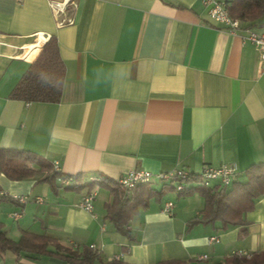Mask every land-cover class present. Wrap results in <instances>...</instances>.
I'll return each instance as SVG.
<instances>
[{
	"label": "crops",
	"instance_id": "crops-1",
	"mask_svg": "<svg viewBox=\"0 0 264 264\" xmlns=\"http://www.w3.org/2000/svg\"><path fill=\"white\" fill-rule=\"evenodd\" d=\"M53 2L64 6L59 15ZM65 17L72 24L59 26ZM238 23L230 32L203 0H0V148L29 152L56 174L12 180L0 173L1 191L29 197L26 204L0 199L6 236L44 235L124 264H219L264 252V193L243 222L222 227L194 222L205 207L199 192L179 195L159 181L146 187L152 195L125 235L105 218L112 194L98 185L117 184L131 170L199 178L205 167L229 164L230 187L246 181L247 169L264 170V67L245 39L264 34V16ZM49 38L64 66L59 101L12 98ZM196 186L188 181L184 189ZM92 191L89 213L77 204ZM168 201L170 214L162 213ZM0 264L70 263L1 250Z\"/></svg>",
	"mask_w": 264,
	"mask_h": 264
},
{
	"label": "trees",
	"instance_id": "trees-1",
	"mask_svg": "<svg viewBox=\"0 0 264 264\" xmlns=\"http://www.w3.org/2000/svg\"><path fill=\"white\" fill-rule=\"evenodd\" d=\"M229 15L240 22H251L264 16V0H231L227 4ZM64 80V66L59 57L54 38H49L40 49L35 60L30 64L19 83L11 92V97L25 102L57 103L60 99ZM28 164V166H26ZM37 165V169L32 165ZM56 174L50 171L47 163L40 162L36 156L21 150H4L0 148V173L12 180H20L34 176L36 173ZM245 182H234L226 185H204L198 176L187 175L185 178L166 182L176 190V185L183 186L179 195H189L199 192L205 199V207L199 220L194 222L212 223L219 220L222 227L238 225L244 221L243 214L252 208L255 199L264 193V170L251 167L246 170ZM188 181L197 182L198 186L184 189ZM94 182H91L92 185ZM98 185L107 187L112 194V201L105 207V218L114 226L117 232L127 234V225L139 206L145 205L152 191L145 184H140L132 190L124 189L118 184L99 182ZM161 193V191L159 192ZM161 195V194H160ZM9 199L0 197V199ZM10 200V199H9ZM9 250L48 255L62 259L70 264H124L115 260L103 261L90 248L81 251L66 248L54 238L23 232L17 241L10 240L0 224V251ZM160 264H179L168 261ZM219 264H264V252L252 254L249 258L232 256Z\"/></svg>",
	"mask_w": 264,
	"mask_h": 264
},
{
	"label": "built area",
	"instance_id": "built-area-1",
	"mask_svg": "<svg viewBox=\"0 0 264 264\" xmlns=\"http://www.w3.org/2000/svg\"><path fill=\"white\" fill-rule=\"evenodd\" d=\"M205 5L206 14L215 22L224 25L230 32H234L239 23L236 19L232 18L227 9V4L217 1V0H203ZM51 7L54 10L56 15H59L63 12L64 6L60 2H53ZM72 18L65 17L61 20H58V25L63 26L65 24H72ZM249 41L255 49L259 53V59L262 67H264V34H257L255 32H249L247 37L245 38ZM57 166H55L56 169ZM188 174L182 170H175L167 173H158L152 174L148 171L143 170H131L126 174L120 176L117 180V184L128 190H132L136 186L140 184L148 185L151 181H160V182H173L174 180L185 178ZM235 175V168L233 165L229 164H222L217 167H205L202 169L199 179L204 185H209L212 181H218L221 185H227L230 180ZM97 178H92L93 182H96ZM66 183V181H63ZM183 186L180 184L176 185V190L181 191ZM0 197L9 198L10 200L18 203V204H26L29 201V197L27 196H8L5 192L0 190ZM95 194L94 192H88L86 195L82 196L78 201V207L83 209L86 212L91 213L93 209V202H94ZM35 202H41V198H34ZM172 202L168 201L164 204L162 208V213L170 214L172 208ZM15 217L18 214H14ZM209 240H213L210 238ZM114 260L117 257L113 258Z\"/></svg>",
	"mask_w": 264,
	"mask_h": 264
},
{
	"label": "rangeland",
	"instance_id": "rangeland-1",
	"mask_svg": "<svg viewBox=\"0 0 264 264\" xmlns=\"http://www.w3.org/2000/svg\"><path fill=\"white\" fill-rule=\"evenodd\" d=\"M158 182H159V181H157V182H156V181H151L147 186H148V187H152V186L155 187V186H157V185L159 184Z\"/></svg>",
	"mask_w": 264,
	"mask_h": 264
}]
</instances>
